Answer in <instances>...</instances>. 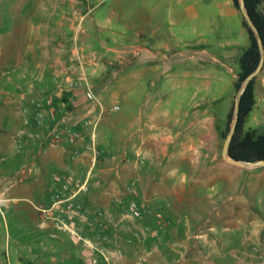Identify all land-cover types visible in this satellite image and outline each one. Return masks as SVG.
I'll return each instance as SVG.
<instances>
[{
    "label": "rangeland",
    "instance_id": "374dc122",
    "mask_svg": "<svg viewBox=\"0 0 264 264\" xmlns=\"http://www.w3.org/2000/svg\"><path fill=\"white\" fill-rule=\"evenodd\" d=\"M104 1L50 0L42 15L39 0H0V264H168L164 252L172 264H261L254 246L264 248V165L239 166L222 153L226 137L222 131L237 91L238 58L250 42L243 12L238 8L237 19L209 17L174 25L187 39L176 49L164 48L154 66L144 69L146 62L134 68L139 52L130 29L120 33L114 23L105 27L88 22ZM39 17L62 25L61 36L53 43L59 60L53 63L52 78L58 88L69 74L78 73L76 53L93 59L88 63V78L100 104L94 106L84 92L80 109H103L96 130L105 141L112 144L113 129L126 135L149 113L155 116V131L165 137L162 143L168 151L161 153L159 169L147 164L142 153L138 156L143 185L135 184L145 205L144 217L125 215L132 179L127 181L128 192L124 182L122 199L108 207L93 198L76 197L103 211L91 214L90 224L76 219L82 225L81 235L58 227L52 201L39 198V138L35 134L39 123L34 110L40 89L47 88L39 87ZM104 27L101 40L96 33ZM151 36L156 43L174 40L167 23ZM71 63L73 68H68ZM59 92L57 104L62 111L73 112L71 121L79 107L72 99L74 91ZM256 99L247 127L259 132L264 129V66L256 78ZM115 104L121 107L114 109ZM51 123L40 127L44 133ZM150 154L157 160L156 151ZM91 156L87 154L88 162ZM90 180L91 189L99 191L103 186L95 169ZM70 193L68 189L60 195ZM157 212L164 221L161 229H173L169 234L176 249L154 243L155 249L146 246L142 251L134 234L124 233L122 240L115 237L119 228L146 224L155 228ZM44 219L53 224L43 226ZM100 234L106 237L102 243ZM180 239H186V245Z\"/></svg>",
    "mask_w": 264,
    "mask_h": 264
},
{
    "label": "crops",
    "instance_id": "0c3cea01",
    "mask_svg": "<svg viewBox=\"0 0 264 264\" xmlns=\"http://www.w3.org/2000/svg\"><path fill=\"white\" fill-rule=\"evenodd\" d=\"M49 1L39 0V11L42 15L45 13L48 7L47 2ZM204 8L210 10L204 12L201 10ZM239 14V9L235 5L234 0H112L109 3L105 0L101 6L93 10L88 18V22H92L95 25L103 24L105 27H107V24L111 26L114 23L120 33L127 32L130 29L132 44L138 47L139 52L138 63L134 65V68L135 66L138 68L139 64L146 62V64L142 65V68L150 69L156 62L155 57L164 48L176 49L181 43H184L182 42L183 40L187 39V37L180 35L178 29L173 28L174 25L185 24L189 21L197 22L199 18L209 17L211 19L212 17L217 18L218 21L219 18L222 19L230 16L237 19ZM162 23L169 25V31L174 37L173 41L164 40L162 43L153 41L154 39L151 35L153 32L157 33L160 31ZM58 24L54 19L50 23H46L43 17H39V87L42 85L47 86V89L53 95L57 108L56 119L78 127L83 131V138L79 143L82 153L80 156L73 157L67 142H65L64 147H52L46 141L39 140V198L50 202L53 201L52 199L58 193L64 191L62 182L54 177L56 170L62 169V171L73 173L80 181L88 180L87 189H82L78 194L80 198L83 200L93 198L100 205L108 207L111 201H116L117 203V200L122 199V194L125 193L122 189L124 182L126 183L124 186L125 190L129 184L127 181L131 179L134 183L137 182V184L141 183L143 185V179L140 176L141 172L137 168L140 153H142L146 163L150 166L157 169L161 165L163 166L162 159L168 151L167 145L162 143L165 137L160 132L155 131L157 122L152 113H149L148 119H141L140 122L137 118L136 120L139 122L138 126L126 135L119 134L118 129H113L114 141L112 144L105 141L98 130H96V135L92 136L90 127H87L83 123V116L89 110L82 112V109H80L85 102L83 89L75 90L72 93L74 96L72 98L73 102L79 107H75L76 110H74L77 117L69 121L73 118V112H64L62 111V107L57 104L55 97L60 96V89L57 87L56 82L53 83L52 78L54 72L53 63L55 60H59V55H57L53 45L56 39L61 36L60 29L62 25ZM105 27L103 29L99 28V31L96 33L97 37L101 38V40L103 37L101 31L107 29ZM193 37L190 39H194ZM48 43L51 45L50 47ZM185 43L187 44L188 42L185 41ZM27 64L30 65V60ZM103 119L107 120L106 117ZM48 122L54 123V120H49ZM87 130L89 131L87 132ZM88 134L89 139H86ZM92 141L95 142L99 150L100 161L93 156V149L86 147V144ZM152 150L156 151L158 155L157 160H154V157L151 156ZM89 153L92 155L90 162L87 160V154ZM161 153L164 154L161 155ZM115 158H118V160L113 161ZM92 169H95L98 177L102 179L103 186L99 191L91 189L90 174ZM126 192L128 191L126 190ZM41 224L49 227L53 224V221L44 219ZM152 229L147 231L144 226H139L136 229L130 227V229L126 228L124 230L119 228L115 237L119 236L121 237L120 240H122L125 237L124 233L134 234L136 236L137 247H140L142 251L146 246H153L155 249V244L170 249L176 247L174 245L176 242L172 240V236L169 234L173 231L171 227L164 229L160 227L157 230L152 227ZM186 241V239H180V244L186 245ZM150 250L151 248L149 252H151ZM158 252L160 254L161 251ZM147 255L149 259L150 253L147 252ZM162 256L164 260H168V264H172L173 260L168 259V255L165 252L162 253ZM181 259L182 257H177L175 260L181 261Z\"/></svg>",
    "mask_w": 264,
    "mask_h": 264
},
{
    "label": "built area",
    "instance_id": "2783aa9c",
    "mask_svg": "<svg viewBox=\"0 0 264 264\" xmlns=\"http://www.w3.org/2000/svg\"><path fill=\"white\" fill-rule=\"evenodd\" d=\"M74 59V57H73ZM89 62H94L93 59H87L84 53H76V63L77 71L76 75L69 74L67 76L66 82H60V90H71L75 91L78 89H83L87 99L94 103V106L100 104L97 95L95 94L92 84L88 78V70L90 69ZM74 63L68 66V68H73ZM36 107L34 110V118L39 123V130L35 133L39 140H44L52 147H64L65 142L69 144L70 152L73 157L80 156L82 153L81 147L79 145L83 138V131L78 128L71 126L65 122L58 121L56 119L57 108L54 103L53 95L48 91L47 88L42 87L39 91V98L35 101ZM119 104L113 106L114 109H118ZM27 110V108L25 109ZM103 109L96 111L95 107L89 109V111L83 116V123L90 127L92 130V136L96 135V128L102 116ZM49 120H54L52 128L44 133L41 126H44ZM28 141V138L19 144V149ZM86 147L93 149L94 155L98 154L99 150L95 145V142L87 143ZM144 161V160H142ZM54 177L62 182L63 189H71V193L63 196L58 193L51 204V207L56 209L58 212L57 216L54 218L57 220L56 224L58 227L69 230L71 233L81 235L82 225L80 222H76V219L80 218L87 223H92L90 215L92 214H102V210H96L91 204H85L80 200H77V196L82 189L87 188L88 180L80 181L71 172H61L56 171ZM127 190L131 193L128 205L126 207L125 215L132 216L136 218H142L145 216L144 203L141 202V194L135 183L127 186ZM50 207V208H51ZM151 212V210L149 211ZM62 215V216H61ZM158 226H155V230L163 227L164 221L162 214L160 212L156 213ZM101 225L106 226V222L101 221ZM145 230H153L150 225L146 224L144 226ZM80 231V232H79ZM101 236V237H100ZM105 235L100 234L98 242L102 243L105 239ZM90 245L93 244L92 239H88ZM254 249L258 252V257L261 264H264V248L254 246Z\"/></svg>",
    "mask_w": 264,
    "mask_h": 264
},
{
    "label": "trees",
    "instance_id": "16d2710c",
    "mask_svg": "<svg viewBox=\"0 0 264 264\" xmlns=\"http://www.w3.org/2000/svg\"><path fill=\"white\" fill-rule=\"evenodd\" d=\"M245 1L264 40V8L262 7L264 0ZM234 3L240 8L239 0H234ZM243 24L248 29L250 43L244 48L238 58L239 71L238 77L234 82L237 89L241 85L243 78L257 66L260 59V48L257 37L245 18H243ZM256 78L257 76L250 81L242 95L239 108V118L230 144V154L233 157L240 159L255 160L258 158H264V129L259 132H254L251 128L247 127V121L257 100ZM63 100L67 99L64 98ZM233 106L234 104L231 106L227 114L226 126L222 131L224 136L229 129L233 114Z\"/></svg>",
    "mask_w": 264,
    "mask_h": 264
},
{
    "label": "water",
    "instance_id": "95a60500",
    "mask_svg": "<svg viewBox=\"0 0 264 264\" xmlns=\"http://www.w3.org/2000/svg\"><path fill=\"white\" fill-rule=\"evenodd\" d=\"M239 7L241 11L243 12L244 18L247 20L255 36L257 37L259 48H260V59H259L257 66L243 78L241 85L236 91V95L234 99V106H233V114H232V118L230 121L229 129L225 137L222 153H223L224 158L230 163H233L239 166H261V165H264V158H258L255 160H247V159H240V158L233 157L230 154V144H231L233 134L236 130V126H237V122L239 118V108H240V101H241L242 95L244 91L246 90L247 86L249 85L250 81L258 75V73L262 70L264 66L263 37L261 36L259 28L249 12V9L246 5V1L239 0Z\"/></svg>",
    "mask_w": 264,
    "mask_h": 264
}]
</instances>
